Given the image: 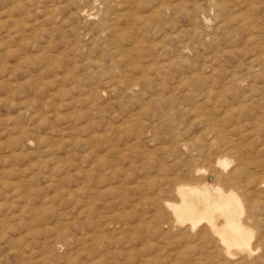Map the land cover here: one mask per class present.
Listing matches in <instances>:
<instances>
[{
	"label": "rangeland",
	"instance_id": "rangeland-1",
	"mask_svg": "<svg viewBox=\"0 0 264 264\" xmlns=\"http://www.w3.org/2000/svg\"><path fill=\"white\" fill-rule=\"evenodd\" d=\"M199 179L235 186L249 253L175 221ZM241 257L264 259V0H0V264Z\"/></svg>",
	"mask_w": 264,
	"mask_h": 264
},
{
	"label": "bare ground",
	"instance_id": "bare-ground-1",
	"mask_svg": "<svg viewBox=\"0 0 264 264\" xmlns=\"http://www.w3.org/2000/svg\"><path fill=\"white\" fill-rule=\"evenodd\" d=\"M113 40H114V38H113ZM216 167L220 168V170H221L220 174H222V172H225L224 169H226V168H225L224 163L216 162ZM216 167H214V168H216ZM238 171H235V172L233 171V173H236ZM198 172L199 171L197 170L195 173L192 171V172H189L190 174L189 173L188 174H189V176L191 174L197 176ZM212 174H215V173L212 172ZM231 176H232V173H231ZM215 177H218V176H215ZM250 178L251 177H249V179ZM175 179L173 178V181H176ZM228 180L229 179H227L225 181H228ZM228 182H226V183H228ZM236 182H237V180H236ZM171 183H172V180H171ZM174 183L175 182H173V184ZM245 183H246V181H245ZM165 184H166V182H165ZM177 184H178V182H177ZM179 184L181 185V183H179ZM216 184H218L217 180L215 181L214 184H211L205 180L200 181V179H199V182L197 184H195L194 187H190V188L186 187V188L176 189L175 195L180 200V204L178 206L170 205V204H166V205L164 204V205L166 207H168V209L169 208L171 209L172 216L175 217V221L182 224L180 227L187 228L190 232L198 229V231L202 230L205 233L206 232L210 233L215 238L216 242L219 245L218 247L220 248V250L224 256L228 257L229 256V249L233 248V247L240 248V249L243 248V249L248 251L247 253H249L250 249L248 248L247 242H248V235H249L250 231L246 228V226L244 224L245 221H242L243 218L241 219L239 216L240 212L242 211V208L244 207L243 206V200L241 199V197L239 198L238 195L233 191V189H232L233 185H230L231 188L230 189L228 188L229 190H223L219 185H216ZM232 184H233V182H232ZM234 187L235 186H233V188ZM160 191H162V189H160ZM247 194L249 195V193H247ZM175 195H174V197H175ZM249 216H247V217H249ZM250 223H252V222H250ZM173 225H172V227H173ZM179 231H181V230H179ZM200 233H202V232H200ZM200 233H197V236L198 235L200 236ZM205 235L203 234V236H205ZM211 235H210V237H211ZM249 256H252V255L250 254ZM257 260L261 261V263L264 262L263 258L262 259L260 258ZM255 262H253V260H252L251 263L256 264ZM238 263L239 264H245V259L241 257L240 261Z\"/></svg>",
	"mask_w": 264,
	"mask_h": 264
}]
</instances>
